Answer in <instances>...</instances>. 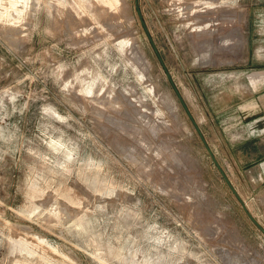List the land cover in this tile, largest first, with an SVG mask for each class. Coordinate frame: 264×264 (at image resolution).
Listing matches in <instances>:
<instances>
[{
	"label": "rangeland",
	"instance_id": "rangeland-1",
	"mask_svg": "<svg viewBox=\"0 0 264 264\" xmlns=\"http://www.w3.org/2000/svg\"><path fill=\"white\" fill-rule=\"evenodd\" d=\"M137 5L264 226V0ZM0 264H264L134 0H0Z\"/></svg>",
	"mask_w": 264,
	"mask_h": 264
},
{
	"label": "water",
	"instance_id": "water-1",
	"mask_svg": "<svg viewBox=\"0 0 264 264\" xmlns=\"http://www.w3.org/2000/svg\"><path fill=\"white\" fill-rule=\"evenodd\" d=\"M134 7H135V12H136V15L138 17V20H139V23H140V26H141V29L146 37V40L148 42V44L150 45V48L158 62V64L160 65L165 77H166V80L168 81L173 93L175 94L180 106L182 107V109L184 110L186 116L188 117L189 121L191 122L194 130L196 131L197 135L199 136L201 142L203 143L204 147L206 148V150L208 151L209 153V156L213 162V164L216 166L217 170L219 171L220 175L222 176L224 182L226 183V185L228 186V188L230 189V191L232 192V194L234 195V197L237 199V201L239 202L242 210L244 211V213L246 214V216L248 217V219L257 227L259 228V230L264 234V226L259 222V220H257L251 213L250 211L247 209L246 207V204L244 202V200L240 197V195L238 194V192L235 190L234 186L231 184L229 178L227 177V175L225 174V172L223 171V169L219 166V164L217 163V161L215 160L214 156L212 155V152L210 150V148L208 147L206 141L204 140L203 138V135L198 127V125L196 124L195 120L193 119L192 115L190 114L179 90L177 89L176 85L174 84L161 56H160V53L158 52V49L156 48L148 30H147V27L144 23V20L142 19L141 17V13H140V10L138 8V5H137V0H134Z\"/></svg>",
	"mask_w": 264,
	"mask_h": 264
},
{
	"label": "crops",
	"instance_id": "crops-1",
	"mask_svg": "<svg viewBox=\"0 0 264 264\" xmlns=\"http://www.w3.org/2000/svg\"><path fill=\"white\" fill-rule=\"evenodd\" d=\"M260 105L264 106V103L260 101ZM260 121H264V120H260ZM259 144H260V147H261L260 152L263 154L264 153V138L259 142Z\"/></svg>",
	"mask_w": 264,
	"mask_h": 264
},
{
	"label": "bare ground",
	"instance_id": "bare-ground-1",
	"mask_svg": "<svg viewBox=\"0 0 264 264\" xmlns=\"http://www.w3.org/2000/svg\"><path fill=\"white\" fill-rule=\"evenodd\" d=\"M190 9V8H189ZM183 13V12H182ZM186 14V13H185ZM196 16V15H195ZM208 51V50H207ZM207 53V52H206ZM209 54V53H208ZM207 57V54L205 55ZM206 57H203L204 59H207ZM203 61H208V60H203ZM246 204V203H245Z\"/></svg>",
	"mask_w": 264,
	"mask_h": 264
}]
</instances>
